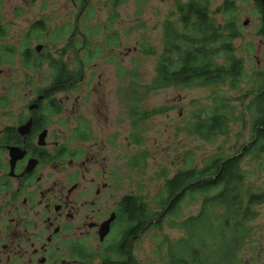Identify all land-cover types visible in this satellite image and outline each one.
<instances>
[{
    "label": "rangeland",
    "instance_id": "rangeland-1",
    "mask_svg": "<svg viewBox=\"0 0 264 264\" xmlns=\"http://www.w3.org/2000/svg\"><path fill=\"white\" fill-rule=\"evenodd\" d=\"M114 1L0 0V24L7 29L0 39V102L4 99L7 103L0 105V127L8 124L5 118L10 110H19L23 104L27 108L28 102H34L53 78L49 61H42L36 68L22 63L24 45L27 43L34 54L44 59L46 55L60 58L59 52H66L68 68L77 74L82 67L84 75L71 92V99L75 95L81 112L94 120L96 135H109L104 153L107 166H116L121 179L113 188V200L131 194L153 204L166 179L177 171L187 165L201 167L214 155L233 154L251 140V115L243 113L245 101L237 98L250 88L252 81L242 84L241 90L231 89L228 84L154 88L155 67L164 50V22L177 20L176 5L186 0H124L117 6ZM205 2L210 14L222 25L236 17L241 29L235 40L236 53L243 59L247 75L264 69V36L257 32L262 14L255 0ZM232 2V8H227V3ZM39 21L47 24L45 31L27 38L32 25ZM176 25L181 29L179 23ZM38 45H42L39 52ZM150 46L155 53L145 51ZM7 47L16 53L5 55L2 51ZM214 92L230 97L238 111L236 119L230 121L229 132L208 142L189 134L186 125L194 119L193 113L206 115ZM144 110L150 114L143 117ZM154 110L160 111L154 114ZM91 112L93 116L89 117ZM67 125L70 129L71 121ZM67 131L60 137L65 142L70 133ZM243 168L249 172L246 185L264 190V168L261 170L259 163L250 158L244 160ZM199 208L200 203L189 202L175 220L196 215ZM257 210L259 215L250 224L254 229L251 242L247 241L240 256L242 262L256 261L261 253L264 264V204ZM170 219L173 218H166L160 228L145 230L133 243L136 261L163 263L159 253L166 257L167 244L185 235ZM127 226L124 223L118 227L111 240L116 241ZM162 242L166 246L161 247Z\"/></svg>",
    "mask_w": 264,
    "mask_h": 264
},
{
    "label": "trees",
    "instance_id": "trees-1",
    "mask_svg": "<svg viewBox=\"0 0 264 264\" xmlns=\"http://www.w3.org/2000/svg\"><path fill=\"white\" fill-rule=\"evenodd\" d=\"M122 2L125 1L115 0L114 4ZM255 2L262 14L257 32L264 36V5L261 0ZM233 4L227 3V8L231 9ZM175 13L177 20L164 22V50L155 67L154 88L228 84L231 89L241 90L242 84L251 80L250 88L237 99L245 101L243 113L251 115L253 135L233 154L214 155L201 167L187 165L177 171L166 179L153 204L137 195H127L122 212L128 225L126 234L139 233L142 228H160L166 218H173L170 223L176 224L185 235L167 244L166 257L159 253L164 264H241V251L254 233L250 224L259 215L257 207L264 204V190L246 185L249 172L243 168L247 158L258 162L261 170L264 168V69L247 75L244 61L236 53L235 40L241 34L236 17L222 25L210 14L205 0L178 2ZM45 29L42 22H37L27 38ZM6 32V27L0 25V39ZM27 46L26 43L23 52L26 65L40 66L43 57L34 55ZM145 51L155 53L151 46ZM2 52L8 54L11 48ZM51 65L55 67L52 61ZM59 68L65 67L60 63ZM76 75L83 76L82 67L75 73V81ZM65 77L62 74L56 77L55 85L62 84ZM212 95L213 103L206 109V115L195 112L194 119L186 125L189 134L208 142L229 132L230 121L236 119L238 111L230 97L219 92ZM250 96L252 98L246 102ZM148 114L144 110L143 117ZM189 202L200 203L198 213L177 222L175 219Z\"/></svg>",
    "mask_w": 264,
    "mask_h": 264
},
{
    "label": "flooded vegetation",
    "instance_id": "flooded-vegetation-1",
    "mask_svg": "<svg viewBox=\"0 0 264 264\" xmlns=\"http://www.w3.org/2000/svg\"><path fill=\"white\" fill-rule=\"evenodd\" d=\"M24 47L22 63L30 67L23 59ZM10 53L16 52L11 48ZM65 53L42 59L54 71L51 83L27 108L23 104L10 110L8 124L0 127V264H144L132 255L143 228L131 235L125 229L111 240L127 224L122 217L126 195L113 200L121 179L116 166H107L109 135H96L94 120L81 112L75 95L71 99L84 75L75 81ZM60 74L66 77L55 85ZM5 104L2 99L0 105ZM65 130L68 142L60 138ZM109 220V232L101 238ZM261 257L259 253L256 261L241 264H262Z\"/></svg>",
    "mask_w": 264,
    "mask_h": 264
},
{
    "label": "water",
    "instance_id": "water-1",
    "mask_svg": "<svg viewBox=\"0 0 264 264\" xmlns=\"http://www.w3.org/2000/svg\"><path fill=\"white\" fill-rule=\"evenodd\" d=\"M261 3L264 5V0H261ZM42 49V45H38L36 47V50L37 51H40ZM110 221H107L106 225H104V227L102 228V232H101V238H103L108 232H109V229H110Z\"/></svg>",
    "mask_w": 264,
    "mask_h": 264
}]
</instances>
